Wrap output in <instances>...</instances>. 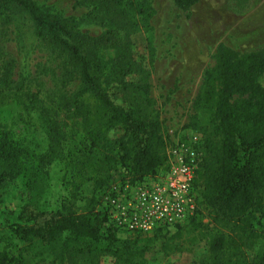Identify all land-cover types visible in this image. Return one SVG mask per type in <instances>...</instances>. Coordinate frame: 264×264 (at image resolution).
Returning <instances> with one entry per match:
<instances>
[{"label":"trees","instance_id":"1","mask_svg":"<svg viewBox=\"0 0 264 264\" xmlns=\"http://www.w3.org/2000/svg\"><path fill=\"white\" fill-rule=\"evenodd\" d=\"M197 1L172 0L183 11ZM73 4L86 9L78 18L42 11L33 0H0V17H26L34 35L63 57L67 76L77 80L76 88L61 95L57 105L65 119H78L82 125L76 176L86 172L85 166L96 164L93 174L81 177L92 181L91 193L80 196V181L71 182L57 209L42 211L27 204L25 220L29 224L11 227L24 241L57 242L69 260L84 252L94 253L101 240L107 245L115 241L119 230L107 221L102 195L115 178L132 182L164 170L169 141L149 95L152 59L145 37L144 54L137 57L134 50L135 37L149 27L150 0H73ZM80 23L102 29L90 34ZM213 58V65L202 73L191 103L195 113L188 123L200 135L191 182L193 212L172 231L153 230L149 240L157 241L165 254L191 255L195 242L202 241L204 252L196 264H264V245L247 257L257 240L264 241V86L257 80L264 74V50L237 52L218 43ZM10 76L11 64L5 61L0 65V111L10 105L28 114L20 84ZM34 100L35 95L30 94L28 101L32 104ZM39 106L38 116L45 123L48 139L39 153L29 151L0 114V188L23 177L27 189L34 190L56 158V111ZM67 160L74 162L71 157ZM118 169V177H114ZM149 245L138 251L103 252L115 263L145 264ZM14 261L0 251V264Z\"/></svg>","mask_w":264,"mask_h":264},{"label":"rangeland","instance_id":"2","mask_svg":"<svg viewBox=\"0 0 264 264\" xmlns=\"http://www.w3.org/2000/svg\"><path fill=\"white\" fill-rule=\"evenodd\" d=\"M33 1L42 11L60 16L78 18L86 10L84 6L74 5L73 0ZM150 5L149 27L135 37V54L137 57L144 54L145 37L152 59L148 75L149 95L158 111L161 127L169 139L183 137L185 132L195 130L188 124L195 113L191 103L203 71L214 63L216 45L222 43L237 52L264 50V0H198L185 11L177 8L172 0H150ZM80 25L90 34L102 29L90 23ZM110 53L108 50L107 54ZM5 61L10 62V78L20 84L21 99L30 108L28 114L17 106L2 108L0 114L6 124L15 130L29 151L43 152L48 139L45 123L38 116L39 105H42L56 111L59 135V143H54L56 158L46 167L47 174L39 186L28 190L24 178L19 177L0 188V251L15 260L9 264H129L125 260L115 263L114 258L103 251H138L145 244H150L144 254L145 264H191V260L196 264L204 252L202 241L193 245L194 255L165 254L158 249L157 241L150 243L151 232L119 231L111 245L101 240L94 253L84 252L72 260L57 242L24 241L11 232L13 224H29L25 220V205L53 211L66 197L71 182L79 180L78 194L89 196L92 181L81 177L93 174L96 164L92 168L85 166L86 172L76 176L80 170L77 149L82 141V125L78 119H65L57 103L61 95L76 88L77 80L67 76L63 57L47 41L34 35L30 21L22 15L16 14L13 20L5 15L0 17V65ZM257 80L264 86V74ZM30 94L35 95L32 104L28 101ZM69 157L74 162H68ZM119 170L113 173L114 177H118ZM80 203L78 200L77 204ZM181 228L184 231L186 225ZM263 245L264 241L257 240L253 249L247 252L248 259Z\"/></svg>","mask_w":264,"mask_h":264},{"label":"built area","instance_id":"3","mask_svg":"<svg viewBox=\"0 0 264 264\" xmlns=\"http://www.w3.org/2000/svg\"><path fill=\"white\" fill-rule=\"evenodd\" d=\"M200 135L188 131L169 139L165 146V169L138 181L115 178L100 203L107 221L119 231L150 233L171 229L192 214L191 188Z\"/></svg>","mask_w":264,"mask_h":264}]
</instances>
